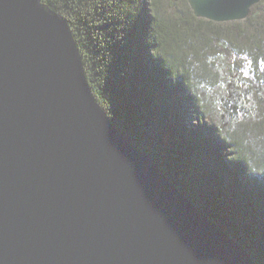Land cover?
<instances>
[{
  "label": "water",
  "instance_id": "1",
  "mask_svg": "<svg viewBox=\"0 0 264 264\" xmlns=\"http://www.w3.org/2000/svg\"><path fill=\"white\" fill-rule=\"evenodd\" d=\"M187 1L230 22L262 0ZM0 264H258L112 121L41 0H0Z\"/></svg>",
  "mask_w": 264,
  "mask_h": 264
},
{
  "label": "trees",
  "instance_id": "2",
  "mask_svg": "<svg viewBox=\"0 0 264 264\" xmlns=\"http://www.w3.org/2000/svg\"><path fill=\"white\" fill-rule=\"evenodd\" d=\"M41 2L66 19L112 121L264 264V0L230 22L195 16L187 0ZM194 102L218 103L234 133L188 125ZM247 169L260 177L246 181Z\"/></svg>",
  "mask_w": 264,
  "mask_h": 264
},
{
  "label": "rangeland",
  "instance_id": "3",
  "mask_svg": "<svg viewBox=\"0 0 264 264\" xmlns=\"http://www.w3.org/2000/svg\"><path fill=\"white\" fill-rule=\"evenodd\" d=\"M259 10L264 12V4L260 5L258 8ZM248 65L244 66L247 67ZM241 70L242 67H241ZM244 77V75H241V78ZM227 84L231 85L233 88L237 87L236 82L233 80L228 79ZM205 103L198 104L197 102H194L191 105H188L189 114L186 116L185 121L193 127L196 128H202L207 132V129L210 127H214L216 129V135L218 139L225 140V134H233L234 129L236 128V124L231 121L228 114L225 112H222V109L218 105V103L213 102L211 104L206 102V108H204ZM205 112L207 113L205 115ZM219 131V132H218ZM232 151V148L229 149V152ZM225 153L227 151L225 150ZM246 181H251L255 178H259L260 174L256 173L255 171L251 169H247V171L243 174Z\"/></svg>",
  "mask_w": 264,
  "mask_h": 264
}]
</instances>
